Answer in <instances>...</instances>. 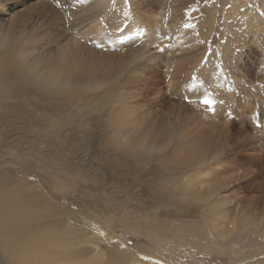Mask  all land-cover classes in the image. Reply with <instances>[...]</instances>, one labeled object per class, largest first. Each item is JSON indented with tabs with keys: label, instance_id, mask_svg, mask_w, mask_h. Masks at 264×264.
Returning <instances> with one entry per match:
<instances>
[{
	"label": "bare ground",
	"instance_id": "bare-ground-1",
	"mask_svg": "<svg viewBox=\"0 0 264 264\" xmlns=\"http://www.w3.org/2000/svg\"><path fill=\"white\" fill-rule=\"evenodd\" d=\"M206 2L151 0L152 11L155 7L161 12L153 13V18L148 10L145 16L140 12L147 0H85L80 12L82 19L73 27L87 21L89 26L78 33L81 41L76 45L71 36L67 48L56 54L46 51L40 55L34 53L32 38L19 35L4 37L0 41V110L6 108L8 111L9 118H12L11 128L15 125L18 129L22 127L42 139L38 149L33 146L29 152L20 153L6 148V152H11L8 163L22 165L23 174L34 171L63 200L58 207L44 205L31 209L38 202L33 191L22 181L3 176L0 181V264H143L144 258L158 260L164 254L165 259L174 255L172 250H176L177 245L172 242L176 247L172 244L170 248L166 240L157 239L154 233L146 232L144 237L149 244L136 249L113 239L117 228L130 232L137 230L135 220L139 213L133 210L132 206L136 205L131 203L137 204L146 192L142 188L134 190V185L145 181L133 165L148 171L153 168L151 163L154 160L162 164L170 145L174 151L173 157H169L183 169L186 181L179 187L174 184L177 182L171 183L170 187H158L157 183L153 189L161 192L174 208H179L181 203L186 207L198 202L210 207L206 216L209 217L213 211L216 214V207L222 205L223 198L213 200L216 197L213 192L219 187L209 186L203 172L210 151L182 155L177 150L174 137L176 114L173 107L162 110L160 114L152 112L150 101L143 100L147 97L144 86L151 82L150 87H153L151 80L160 78L157 71L163 68L164 63L167 77L185 74L189 98L201 104L202 100L212 99L207 89V92L198 91L194 84L209 81L214 89L216 86L210 66L214 58L208 54L207 42L203 39L206 26L212 32L216 11L209 10ZM261 4L264 8V0L259 6ZM250 13L252 20L258 15L254 9ZM195 14H198L196 18ZM186 24L193 27L186 28ZM96 46L105 50L101 51ZM94 48L98 52L93 51ZM191 53L194 54L192 59L189 58ZM206 59L209 64L204 63ZM218 88L223 92L211 108L219 118L221 114L227 115L233 107L227 106V99L223 97L227 91L225 85ZM135 90L144 97L136 96ZM40 95L46 99L38 100ZM136 97L139 98L134 103L129 101ZM17 102L30 105L28 110L31 113L18 115ZM205 107L206 114L210 113L211 108ZM102 134L110 135L103 140L104 148L99 150ZM74 143L78 144L76 149ZM109 159L113 160L112 163L105 164ZM4 163L0 161V169ZM143 165L148 168H142ZM127 166L130 168L126 171L123 168ZM129 175L131 179L123 184V178ZM151 182L156 183L154 180ZM89 186L91 188L86 192L85 188ZM193 187L197 190H192ZM108 188L118 197L107 195ZM76 191L77 196L71 198V202L77 203L65 201L66 196ZM82 196L87 197V204L80 200ZM63 206L75 207L81 213L82 217H78L85 227L97 234L104 233L102 241L107 242L104 254L97 251L100 238L85 239L84 243L93 246V250L78 247L71 241L74 240L72 234L52 225ZM233 230L232 225L222 234L225 236ZM198 248L205 253L213 251L205 243ZM151 261L150 264H157V261Z\"/></svg>",
	"mask_w": 264,
	"mask_h": 264
},
{
	"label": "rangeland",
	"instance_id": "rangeland-1",
	"mask_svg": "<svg viewBox=\"0 0 264 264\" xmlns=\"http://www.w3.org/2000/svg\"><path fill=\"white\" fill-rule=\"evenodd\" d=\"M206 1L209 10L216 11L212 32L206 26L204 28L206 35L203 37L207 42L208 54L210 53L214 58L210 66L211 73H214L216 78L214 81L216 86L214 89L209 81L194 84L198 87V91L207 92V89L213 103L205 105L204 100L201 104L189 98L185 74L167 77L165 63L160 65L163 68L157 71L160 78L151 80L153 87H150L151 82H147L144 86L143 91L146 92L147 99L143 100L150 101L153 106L152 112L158 111L160 114L162 110L173 107L176 114L174 137L177 141V150H180L182 155L186 152L198 155L201 151H210L211 155L204 162L203 172L206 174L209 186L219 187L213 192L216 195L213 200L223 198V203L216 207V214L210 209L212 213L208 217L206 215L210 207H207V204L195 202L182 207L181 203L179 208H174L172 207L174 205H169L170 203L161 192L153 189L157 183L158 187L162 185L170 187L171 183L177 182L174 184L179 187L186 181L187 175L183 173V169L179 168L175 161H171L174 151L171 145L165 151L167 158L162 159L163 165L154 160L151 163L153 168H149L148 171L133 165L139 170L141 179L145 181L134 185V190L139 191L142 188L146 192L137 204L131 203L136 205L132 206L133 210H138L139 213L135 220L138 224L137 230L130 232L117 228L114 230L116 236L113 239L121 240L130 249L142 248L149 244L144 234L150 232L154 233L157 239L166 240L170 248L173 243L177 245L176 250H172L174 255H168L167 259L164 256L166 254L161 255L158 258L159 262L146 254L149 258H144L143 264H150L151 260L157 261V264H264V8L262 4L259 6L261 0ZM84 2L85 0H0V41H3L4 37L15 38L19 35L32 38L34 53L40 55L46 51L56 54L61 49L67 48L68 38L71 36L74 37L72 42L76 45L81 41L78 33L89 26L87 21L73 27L82 19L80 12ZM149 2L151 0H147L146 6L140 12H143L142 16H145V13L147 14L145 11L148 10L154 18L153 13L161 12L155 7L152 11ZM253 9L258 15L252 20L250 11ZM194 16L196 18L198 14ZM194 24L196 25L195 19ZM97 48L101 51L105 50L101 46ZM97 48L93 51L98 52ZM224 54L228 57H224ZM193 56L194 54L191 53L189 58L192 59ZM207 61L206 59L204 63L209 64ZM190 78L194 76L190 75ZM221 85H225L227 89L226 95L223 93L224 99H227V106L233 108L226 113L227 115L221 114L218 118L212 112V108L223 92L218 88ZM135 91L136 96L140 95L138 90ZM43 98L41 95L37 96L38 100ZM138 98L129 101L134 103ZM16 104L19 105L18 115L27 116L31 113L28 110L31 108L30 105L20 102ZM205 106L208 109L212 107L209 109L211 111L208 110L210 113L207 112L209 115L204 110ZM11 119L6 108L0 110V140H2L0 161L5 162L2 164L4 169H0V181L6 176L11 180H20L30 188L38 201L31 206V209L44 205L58 207L62 204L61 201L63 202L62 197L59 193L55 194L47 181L37 177L34 171H25L23 174L22 165L19 167L8 163L11 152H6V148L25 153L29 152L33 146L37 148L42 143V139L28 133L29 130L25 131L22 127L18 129L16 125L11 128L9 125ZM108 135H101L99 150L104 148L103 140H107ZM75 145L74 149L78 147V144ZM112 161L106 160L105 164L110 165ZM141 167L148 168L144 165ZM127 168L130 167L123 169L127 171ZM129 179H131L130 175L125 176L123 184H126ZM152 180L156 183H152ZM90 188V186L85 188V191L87 192ZM108 189L107 195L113 194L112 197H118L112 189ZM194 189L195 187L192 188ZM77 193L76 191L68 195L70 198L66 196L64 200L68 203H77V201L71 202ZM85 197L82 196L80 200L87 204L88 199ZM78 216L82 217L78 209L75 207L73 209V206L72 209L63 206L52 225L72 234L74 240L71 241L78 247L85 246L93 250V246L84 243L85 239L100 238L97 251L104 254L107 246V242L102 241L104 233L97 234L85 227ZM232 225L234 230L227 232L224 236L222 233L229 230ZM203 243L209 244L213 251L201 252L198 245ZM104 259L107 260L106 257Z\"/></svg>",
	"mask_w": 264,
	"mask_h": 264
},
{
	"label": "snow or ice",
	"instance_id": "snow-or-ice-1",
	"mask_svg": "<svg viewBox=\"0 0 264 264\" xmlns=\"http://www.w3.org/2000/svg\"><path fill=\"white\" fill-rule=\"evenodd\" d=\"M185 27L186 28H191V27H193V25L192 24H186ZM105 86L106 85H101V87H105ZM203 103L205 105H211L213 103V101H211L210 99H207V100H204Z\"/></svg>",
	"mask_w": 264,
	"mask_h": 264
}]
</instances>
